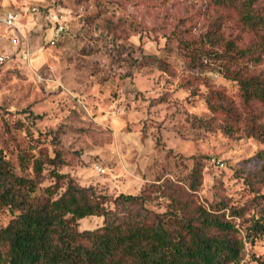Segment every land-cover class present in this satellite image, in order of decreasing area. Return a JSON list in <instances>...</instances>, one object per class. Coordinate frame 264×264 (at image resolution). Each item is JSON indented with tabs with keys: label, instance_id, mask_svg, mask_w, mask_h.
<instances>
[{
	"label": "rangeland",
	"instance_id": "rangeland-1",
	"mask_svg": "<svg viewBox=\"0 0 264 264\" xmlns=\"http://www.w3.org/2000/svg\"><path fill=\"white\" fill-rule=\"evenodd\" d=\"M253 7L264 14V0ZM5 8L21 13L32 59L0 23V56L11 57L0 65V154L18 177L43 161L36 195L55 171L113 198L153 187L146 208L165 219L182 216L172 196L264 209L254 200L264 194V102L242 84L264 90V26L212 0H0ZM50 15L64 24L55 45ZM57 152L66 166L50 163ZM9 221L0 210V227ZM103 225L91 216L78 229ZM253 256L264 259V238L244 262Z\"/></svg>",
	"mask_w": 264,
	"mask_h": 264
},
{
	"label": "trees",
	"instance_id": "trees-1",
	"mask_svg": "<svg viewBox=\"0 0 264 264\" xmlns=\"http://www.w3.org/2000/svg\"><path fill=\"white\" fill-rule=\"evenodd\" d=\"M212 1L236 11L250 26H264V14L253 7L256 0ZM261 38L264 45V33ZM242 84L247 99L264 102V90L252 91V81ZM257 156L264 176V151ZM25 160L21 157V164ZM42 162L34 161L33 178L18 177L11 160L0 154V210L10 216L0 227V264H264L255 256L244 262L248 244L264 238L259 205L229 207L221 201L206 208L191 195L172 196L175 213L182 216L165 219L146 208L153 187L113 198L55 171L54 183L40 197L35 193L46 178ZM50 163L67 165L60 152ZM201 176L193 170L191 191H198ZM254 200L264 205V194ZM91 216L103 217V227L80 231L78 222Z\"/></svg>",
	"mask_w": 264,
	"mask_h": 264
},
{
	"label": "built area",
	"instance_id": "built-area-1",
	"mask_svg": "<svg viewBox=\"0 0 264 264\" xmlns=\"http://www.w3.org/2000/svg\"><path fill=\"white\" fill-rule=\"evenodd\" d=\"M21 13L18 10L12 8H5L0 11V23L5 27L8 38L13 46L21 51V58L24 62H29L32 59V53L29 45L23 40V34L19 28ZM48 19H52L54 23V31L49 43L55 45L64 33V24L58 17L50 15ZM11 59L9 55L0 56V65L7 63ZM211 164L223 168L224 163L220 160L212 159Z\"/></svg>",
	"mask_w": 264,
	"mask_h": 264
}]
</instances>
